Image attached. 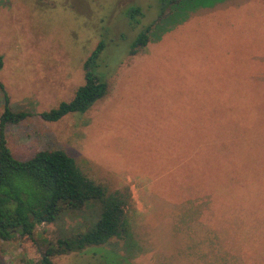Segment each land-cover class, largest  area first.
<instances>
[{"label":"rangeland","instance_id":"obj_1","mask_svg":"<svg viewBox=\"0 0 264 264\" xmlns=\"http://www.w3.org/2000/svg\"><path fill=\"white\" fill-rule=\"evenodd\" d=\"M196 4L130 55L158 0H0V114L5 94L32 114L7 127L14 155L64 149L96 182L132 196L123 239L55 264H264V0ZM132 5L145 13L134 26ZM103 33L110 94L85 113L43 120L85 83ZM248 181V195H229ZM88 207L95 221L100 207ZM81 223L66 216L33 238H0V264L37 261L45 238Z\"/></svg>","mask_w":264,"mask_h":264},{"label":"trees","instance_id":"obj_2","mask_svg":"<svg viewBox=\"0 0 264 264\" xmlns=\"http://www.w3.org/2000/svg\"><path fill=\"white\" fill-rule=\"evenodd\" d=\"M158 2L162 9L159 17L137 33L130 43V55L143 51L153 40L151 33L155 27L167 31L174 24L185 21L188 10L197 8V0ZM125 16L134 26L141 23L145 13L141 6L132 5L125 10ZM101 36L99 44L84 62L85 83L79 86L70 101H63L58 107L41 112L43 120L52 122L70 113H85L110 94L109 81L103 79L99 69L109 45L105 33ZM0 87L3 88L1 82ZM4 99V109L0 114V238L5 241L25 236L33 238L38 226L55 223L66 216L82 220L81 230L73 226V229L64 230L55 241L45 238L46 246L41 257L25 264H55V256L99 248L114 239H123L129 231L130 192L110 191L96 182L64 149H43L27 159L16 157L8 143L7 127L22 123L32 114L26 110H14L7 94ZM230 168L231 164L227 162L223 170L229 171ZM247 183L230 189L229 195L236 198L248 195V188L254 184ZM93 202L100 207L95 221L88 220L85 215Z\"/></svg>","mask_w":264,"mask_h":264}]
</instances>
